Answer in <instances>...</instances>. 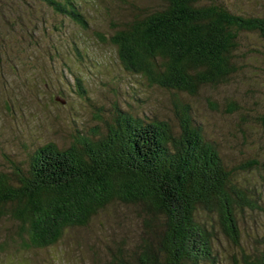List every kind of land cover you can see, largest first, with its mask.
I'll return each instance as SVG.
<instances>
[{
    "label": "trees",
    "instance_id": "1",
    "mask_svg": "<svg viewBox=\"0 0 264 264\" xmlns=\"http://www.w3.org/2000/svg\"><path fill=\"white\" fill-rule=\"evenodd\" d=\"M155 1L154 9L134 13L108 38L97 34L116 48L127 72L151 87L197 97L207 87L229 84L250 64L254 54L242 50L246 35L264 44V15L235 12L223 0ZM35 2L90 28L78 0H4L0 12L21 5L23 11ZM77 86L85 96L82 80ZM114 113L105 133H81L65 150L44 145L27 169L0 173V219L19 223L20 236L28 237L24 247L55 245L67 228L87 226L115 203L143 206L151 241L152 233L156 240L131 262L115 264H218L216 219L241 247L239 213L259 203L241 190L237 169L208 141L191 108L178 105V132L165 121ZM260 122L264 130V115ZM242 250L243 264H264L263 249Z\"/></svg>",
    "mask_w": 264,
    "mask_h": 264
},
{
    "label": "rangeland",
    "instance_id": "2",
    "mask_svg": "<svg viewBox=\"0 0 264 264\" xmlns=\"http://www.w3.org/2000/svg\"><path fill=\"white\" fill-rule=\"evenodd\" d=\"M78 1L88 30L37 2L23 11L21 5L0 12V173L11 176L15 167L27 169L44 145L65 150L77 144L81 133H105L119 110L144 122H168L178 132L177 107L188 106L225 163L237 169L241 190L259 203L239 213L241 247L223 234L216 219L218 264H243L242 249L249 254L264 250L263 42L246 35L242 50L254 54L250 64L229 84L191 97L151 87L142 76L127 72L116 48L97 37L108 38L134 13L154 9L155 0ZM223 1L235 12L264 15V0ZM20 229L9 217L0 219V264L131 262L151 241L144 207L123 203L110 205L85 227L67 228L58 243L46 248H25L28 237H21Z\"/></svg>",
    "mask_w": 264,
    "mask_h": 264
}]
</instances>
